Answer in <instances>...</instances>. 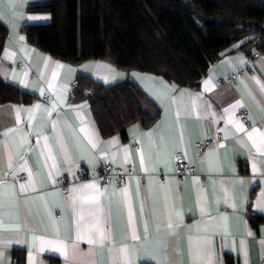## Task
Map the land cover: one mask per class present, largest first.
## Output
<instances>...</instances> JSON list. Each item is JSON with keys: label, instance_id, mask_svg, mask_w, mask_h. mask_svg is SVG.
Masks as SVG:
<instances>
[{"label": "crops", "instance_id": "1", "mask_svg": "<svg viewBox=\"0 0 264 264\" xmlns=\"http://www.w3.org/2000/svg\"><path fill=\"white\" fill-rule=\"evenodd\" d=\"M37 1L0 0V78L33 95L0 101V264H264V53L242 38L194 87L102 58L71 63L21 32L49 19L26 9ZM78 73L132 78L159 107L155 125L102 136L72 95ZM214 132L222 144L196 156ZM177 153L194 172L174 174ZM99 160L136 173L101 184Z\"/></svg>", "mask_w": 264, "mask_h": 264}, {"label": "trees", "instance_id": "2", "mask_svg": "<svg viewBox=\"0 0 264 264\" xmlns=\"http://www.w3.org/2000/svg\"><path fill=\"white\" fill-rule=\"evenodd\" d=\"M26 9L50 16L20 27L35 47L71 63L102 58L175 86H197L219 53L242 38L264 53V0H40ZM4 35L0 22V50ZM71 92L86 100L102 136H125L136 121L153 127L158 118V105L129 76L104 84L78 73ZM32 98L0 78V101ZM262 219L248 215L254 228Z\"/></svg>", "mask_w": 264, "mask_h": 264}, {"label": "built area", "instance_id": "3", "mask_svg": "<svg viewBox=\"0 0 264 264\" xmlns=\"http://www.w3.org/2000/svg\"><path fill=\"white\" fill-rule=\"evenodd\" d=\"M223 79L218 78V82H221ZM76 79L73 81V85L75 84ZM72 85V86H73ZM240 118L241 120L248 124L250 123V119L247 115L246 110H241L240 112ZM223 141V135L221 132H214L210 137L205 138L204 140L198 141L194 146V153L196 156H202L204 152L212 148L214 146H219L222 144ZM133 145L137 144V141H132ZM174 174L176 175H182L186 173H192L195 170V167L193 164H189L186 162V160L181 156L180 154L174 155ZM98 176L97 180L101 184H108V183H115L120 184L124 181L126 175L128 174H134L135 169L132 166H127L126 168L122 169L118 166L112 165L109 162L105 160H99L98 162ZM21 177H24V173L20 174ZM158 178L161 182L165 181V173L159 172ZM66 178H61L60 185L62 190H65L66 188Z\"/></svg>", "mask_w": 264, "mask_h": 264}, {"label": "snow or ice", "instance_id": "4", "mask_svg": "<svg viewBox=\"0 0 264 264\" xmlns=\"http://www.w3.org/2000/svg\"><path fill=\"white\" fill-rule=\"evenodd\" d=\"M37 107H39V106H37ZM85 187H88V186H85Z\"/></svg>", "mask_w": 264, "mask_h": 264}, {"label": "bare ground", "instance_id": "5", "mask_svg": "<svg viewBox=\"0 0 264 264\" xmlns=\"http://www.w3.org/2000/svg\"><path fill=\"white\" fill-rule=\"evenodd\" d=\"M67 181V180H66Z\"/></svg>", "mask_w": 264, "mask_h": 264}]
</instances>
